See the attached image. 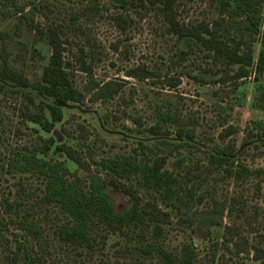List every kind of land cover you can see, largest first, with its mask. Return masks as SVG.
I'll return each instance as SVG.
<instances>
[{
	"label": "rangeland",
	"instance_id": "rangeland-1",
	"mask_svg": "<svg viewBox=\"0 0 264 264\" xmlns=\"http://www.w3.org/2000/svg\"><path fill=\"white\" fill-rule=\"evenodd\" d=\"M34 1L40 10L27 23L20 16L0 19V63L7 60L37 87L50 56L45 34L56 28L63 30L65 61L71 64L79 90L86 93L91 80L80 71L81 58L91 62L95 82H117L122 90L109 101L92 102L87 96L81 104L64 105V121L47 134L28 117L42 111L37 91L0 80V224L7 223L0 264L11 263L9 243L22 234L8 224L9 219L25 216L42 228V235L31 247L41 264H165L157 254H144L142 248L151 244L172 254L175 264H264L255 260L253 251L256 246L264 247V185L257 180L239 185L224 180L208 162L217 146L231 147L249 169L264 168V128L260 127L264 126V99L256 73L238 81L232 79L237 66L216 65L202 47L181 41L169 33L162 17L141 7L124 13L120 24L113 19L119 10L109 0ZM182 1L180 18L185 24L218 18L210 0ZM263 32L247 37L255 42V58L263 47ZM136 68L148 69L154 77L146 81L129 78L127 72ZM174 83L178 84L175 88ZM160 112L171 113L178 123H161L169 135L153 136L149 129L160 123ZM178 128L193 131L194 139L179 138ZM62 144L74 148L84 168L55 154L56 145ZM144 148L152 157L166 158V170L183 178L182 192L199 186L198 194L204 200L193 203L182 214L171 210V224L164 226L159 239L152 228L111 234L101 227L92 249L61 243L56 230L68 218L58 207L43 203V179L32 173H12L8 167L14 154L42 157V152H47V161L53 159L70 167L72 180L85 189L96 173L92 159L135 156ZM129 182L143 199L166 208L159 193L140 179L132 177ZM109 192L118 212L130 207L129 197L121 190L110 188ZM234 196L240 202L242 218L235 222L227 213L218 215L216 220L223 226L212 229L210 217H201L212 210L213 200L222 202ZM193 212H199L201 219L194 221ZM235 223L239 232L225 231ZM18 264H23L22 258Z\"/></svg>",
	"mask_w": 264,
	"mask_h": 264
},
{
	"label": "trees",
	"instance_id": "trees-1",
	"mask_svg": "<svg viewBox=\"0 0 264 264\" xmlns=\"http://www.w3.org/2000/svg\"><path fill=\"white\" fill-rule=\"evenodd\" d=\"M109 1L119 10L113 19L120 24L125 20L124 13L138 7L162 17L169 33L189 45L195 44L202 47L203 52L208 53L216 65L237 66L238 71L232 79L238 81L249 78L254 71L256 81L261 83L258 90L264 99V32L263 47L257 58H255L253 47L254 40H247V37L260 35L264 30V0H210L211 8L218 18L212 22H201L198 25L185 24L181 20L182 0ZM39 10L40 5L34 0H0V19L20 16L27 23L29 18L34 17ZM33 22L32 20L31 23ZM62 31L50 28L45 34L44 39L50 48V56L37 87L32 86L28 78L11 67L7 60L0 63V80L15 83L26 89L34 88L42 98V111L29 114L28 117L31 123L47 134L52 133L56 125L64 121V105L81 104L87 96L92 102L109 101L122 90L117 82L110 81L103 85L95 82L92 79L93 66L91 62L83 58L79 60L80 71L90 75L91 80L86 93L79 90L75 85L71 64L65 61L66 42L61 38ZM127 76L141 81L154 77L152 72L145 68L131 69L127 72ZM177 85L174 83L172 87L175 88ZM46 100H52V103ZM31 102L35 103L32 99ZM159 120L160 123L149 129L153 136L169 135L159 126L161 123L165 125L178 123L171 113L160 112ZM260 127L264 128L262 124ZM194 135L193 131H185L184 128L177 130V136L182 139L191 140L194 139ZM146 150L147 148L142 149L140 154L135 156L124 155L99 161L92 159V166L96 168V173L85 189L80 183L72 180L74 173L70 167L53 159L47 161V152H42V157H38L35 153L14 154L9 160L8 167L12 173H32L43 179V203L49 207H58L61 213L68 218V221L56 230V237L61 243L72 247L92 249L96 239L95 235L99 234L97 229L101 227L112 231L107 232L111 234L122 233L120 231L123 230L132 229L133 232L143 230V228L149 230L152 228V234L159 239L164 233V226L171 224V210L182 214L184 209H191L195 205L193 203L197 201L202 203L204 200V196L198 194L199 186L188 187L182 192L180 188L183 178L166 170V158L152 157L146 153ZM55 154L69 159L77 167H85L74 148L67 144L56 145ZM208 162L220 171L224 180H233L238 185L257 180L264 185V168L249 169L240 161L236 156V151L231 147L217 146L210 152ZM132 177L140 179L145 186L158 192L166 208L158 202L143 199L138 190L129 182ZM110 188L119 189L129 197L131 205L127 210L117 211L114 197L109 192ZM212 203V210L201 217L204 220L210 217L209 226L212 229H221L223 226L222 222L216 220L218 215L224 216L227 213L230 219H235V222L242 218L240 202L236 196L222 202L213 200ZM193 216L194 221L200 218L199 212H193ZM8 224L13 225L22 233L19 239L9 243L8 251L13 254L10 264H18L20 258L23 259V264H41L31 249L33 241L38 240L42 235L41 226L26 216L19 220L11 218ZM0 225L1 246L4 245V239H6L3 228L7 223L2 222ZM225 231L234 233L239 232V229L235 223L234 227H225ZM155 245L151 244L142 248L144 254L149 256L157 254L165 264H175L176 259L172 254ZM12 246L15 248L13 249ZM253 251L256 261H264V247L256 246ZM187 257L189 263L194 261L190 254Z\"/></svg>",
	"mask_w": 264,
	"mask_h": 264
}]
</instances>
